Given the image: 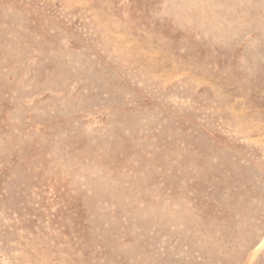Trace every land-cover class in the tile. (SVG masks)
<instances>
[{
	"label": "rangeland",
	"instance_id": "obj_1",
	"mask_svg": "<svg viewBox=\"0 0 264 264\" xmlns=\"http://www.w3.org/2000/svg\"><path fill=\"white\" fill-rule=\"evenodd\" d=\"M0 264H264V0H0Z\"/></svg>",
	"mask_w": 264,
	"mask_h": 264
}]
</instances>
